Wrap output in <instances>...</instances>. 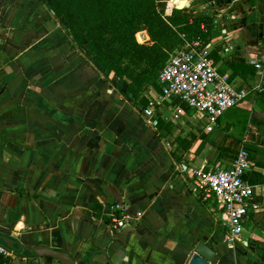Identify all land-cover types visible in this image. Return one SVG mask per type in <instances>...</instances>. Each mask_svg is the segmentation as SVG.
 Here are the masks:
<instances>
[{
    "label": "crops",
    "instance_id": "obj_1",
    "mask_svg": "<svg viewBox=\"0 0 264 264\" xmlns=\"http://www.w3.org/2000/svg\"><path fill=\"white\" fill-rule=\"evenodd\" d=\"M171 1L157 0L162 15L180 9ZM186 1L184 15L212 18L204 44L247 92L237 106L247 124L223 116L206 132L179 99L157 105L151 122L143 109L158 83L143 91L141 108L126 81L97 64L95 42L73 38L47 0H0V234L67 251L79 264H185L204 237L218 241V264H264V134L252 122L257 110L264 115V73L254 63L264 59V0ZM138 37L150 39L147 31ZM242 149L263 209L232 247L223 210L195 189L192 169L228 165ZM120 203L128 223L113 231ZM24 253L2 262L65 264Z\"/></svg>",
    "mask_w": 264,
    "mask_h": 264
},
{
    "label": "built area",
    "instance_id": "obj_2",
    "mask_svg": "<svg viewBox=\"0 0 264 264\" xmlns=\"http://www.w3.org/2000/svg\"><path fill=\"white\" fill-rule=\"evenodd\" d=\"M184 44L175 49L159 73V95L150 98L149 105L143 113L152 122L159 110L157 105L165 108L175 99L197 113V120L206 121V132H212L220 119L231 108L239 106L246 98L247 92L238 90L232 83L230 75L221 73L210 56V50L201 39L187 40L182 35ZM264 73V59L254 62ZM183 109L178 108V113ZM178 115L172 120L177 122ZM253 161L249 153L242 149L233 155L228 165L211 168L195 166L192 169L195 189L204 199H213L223 210L225 218L224 241L235 246L243 240L246 222L251 213L261 211L263 204L256 200V186L246 176L252 169ZM111 219V228L118 231L128 223L126 205L120 203ZM13 251L0 243V258L11 257ZM0 264H8L1 262Z\"/></svg>",
    "mask_w": 264,
    "mask_h": 264
},
{
    "label": "trees",
    "instance_id": "obj_3",
    "mask_svg": "<svg viewBox=\"0 0 264 264\" xmlns=\"http://www.w3.org/2000/svg\"><path fill=\"white\" fill-rule=\"evenodd\" d=\"M47 3L73 38L95 42L97 64L106 74L124 79L125 93L140 100L141 108L148 103L143 91L158 83L170 54L184 44L183 34L187 40L199 38L205 44L213 37L212 18L208 14L188 16L175 9L172 15L164 16L158 10L157 0H47ZM142 31L148 32V42L140 41L138 34ZM241 66L235 64L234 68L238 70ZM257 105L264 110V87L257 92ZM243 115L238 118L242 125L250 119L248 113L243 111ZM262 125L264 119L257 127L260 129Z\"/></svg>",
    "mask_w": 264,
    "mask_h": 264
},
{
    "label": "water",
    "instance_id": "obj_4",
    "mask_svg": "<svg viewBox=\"0 0 264 264\" xmlns=\"http://www.w3.org/2000/svg\"><path fill=\"white\" fill-rule=\"evenodd\" d=\"M186 4V0H180L177 3V7L181 9L184 8ZM0 243L15 253L22 254V251H24L26 256L52 257L65 264H79L75 257L69 252L58 250L46 245L26 246L18 240L3 234H0ZM217 244L218 241H213L204 237L201 242L192 247V253L185 264H218L219 256L216 251Z\"/></svg>",
    "mask_w": 264,
    "mask_h": 264
},
{
    "label": "rangeland",
    "instance_id": "obj_5",
    "mask_svg": "<svg viewBox=\"0 0 264 264\" xmlns=\"http://www.w3.org/2000/svg\"><path fill=\"white\" fill-rule=\"evenodd\" d=\"M200 11V10H199ZM189 112L191 113V115L195 114L196 110L193 108H189ZM245 112V111H244ZM246 113V112H245ZM244 116L243 115V110L234 107L231 108L230 110H228L225 115H224V120L227 121L229 120V118H231L232 116H236L239 118V116ZM264 119V115L260 114V111L257 110V112L253 115L252 117V122L255 123L257 125V123H259L261 120ZM262 134H264V125H262Z\"/></svg>",
    "mask_w": 264,
    "mask_h": 264
},
{
    "label": "bare ground",
    "instance_id": "obj_6",
    "mask_svg": "<svg viewBox=\"0 0 264 264\" xmlns=\"http://www.w3.org/2000/svg\"><path fill=\"white\" fill-rule=\"evenodd\" d=\"M175 1L179 2L180 0H172L171 2H175Z\"/></svg>",
    "mask_w": 264,
    "mask_h": 264
}]
</instances>
